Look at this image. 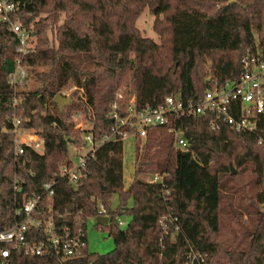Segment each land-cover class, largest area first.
<instances>
[{
    "label": "trees",
    "instance_id": "1",
    "mask_svg": "<svg viewBox=\"0 0 264 264\" xmlns=\"http://www.w3.org/2000/svg\"><path fill=\"white\" fill-rule=\"evenodd\" d=\"M12 1L17 6L13 22L37 42L20 58L24 85L13 86L9 77L18 58L16 39L0 22V223L26 197L41 193L50 174L69 160L71 149L84 146L82 133H91L95 142L108 134L110 104H119L115 94L121 82L133 87L137 109L177 93L195 102L209 79L221 85L235 81L242 56L257 48L264 52V0ZM145 8L155 18L153 30L161 45L142 38L134 25ZM40 67L48 70L38 72ZM30 76L36 86L26 90ZM72 87L71 104L59 112L53 97L65 96L64 90ZM75 113L89 127L75 129L70 118ZM13 120L20 121L21 131L42 137L40 152L25 149L14 157V136L8 133ZM208 122L195 116L177 123L188 152L174 150L172 137L162 129L133 141V173L125 190L122 142L100 145L75 183L59 180L51 202L55 221L65 226L77 215L95 218L101 202L110 222L112 252L86 251L71 260L11 253L0 264H264V115L251 133L211 131ZM231 165L240 172L232 174ZM243 169L254 174L253 180L239 178ZM145 175L162 181L144 182L140 177ZM222 176L238 187L232 192L252 194L256 206L251 205L256 223L249 239L237 246L217 238ZM112 193L120 196L115 212L106 203ZM124 215L130 220L121 230L117 217Z\"/></svg>",
    "mask_w": 264,
    "mask_h": 264
},
{
    "label": "built area",
    "instance_id": "2",
    "mask_svg": "<svg viewBox=\"0 0 264 264\" xmlns=\"http://www.w3.org/2000/svg\"><path fill=\"white\" fill-rule=\"evenodd\" d=\"M16 10L17 6L12 0H0V22L7 24L8 31L15 37L14 53L18 57L9 82L13 86H22L26 70L21 66L20 58L33 50V35L18 22H13ZM239 66L240 73L235 81H227L221 85L208 78V86L195 102L184 101L180 93H177L165 96L156 105H145L141 109L134 106V95L124 104L111 103L108 118L113 120V125L108 134L95 142L91 133H82L83 152L74 148L69 160L57 166V170L43 183L41 193L26 197L11 217L0 223V259L7 258L11 253L35 257L54 254L66 260L84 256L87 251L84 234L87 218L83 220L77 215L71 225L61 226L54 219L51 202L59 180L67 179L75 183L86 161L104 143L144 139L150 131L162 129L172 137L174 150L188 152L189 143L177 123L195 116L209 118L208 126L211 131L228 128L236 133L254 132L259 118L264 115V52L257 48L254 54H245L240 59ZM117 99H121L120 94ZM71 117L75 129L85 128L79 123L82 120L79 113L72 114ZM19 124V120H13L8 131L14 136V157L22 156L25 149L40 152L44 144L42 137L34 132L21 131ZM154 176L155 179L147 182L162 181L160 176ZM13 189L20 192L19 188ZM96 210V217H108L101 202L97 203ZM55 214L58 215L57 212Z\"/></svg>",
    "mask_w": 264,
    "mask_h": 264
},
{
    "label": "rangeland",
    "instance_id": "3",
    "mask_svg": "<svg viewBox=\"0 0 264 264\" xmlns=\"http://www.w3.org/2000/svg\"><path fill=\"white\" fill-rule=\"evenodd\" d=\"M44 17V15H42ZM38 19V18H37ZM63 19V14H60L59 23ZM154 16H152L148 9L145 8L141 11L138 17L135 19V27L138 30L140 36L142 38H146L152 41L156 45H161L160 36L154 32L153 30V22ZM162 17H159V20ZM161 21V20H160ZM48 38L51 40L52 36L50 32H46ZM167 35H164L166 38ZM37 38L32 37L31 46L32 48L36 47ZM48 69L45 67L37 68L38 72L47 71ZM124 77H128L127 74H124ZM127 82V81H126ZM34 80L29 78V81L26 82L24 88L26 90H32L35 88ZM124 82H121L120 86L116 91V99L118 94L121 95L120 103H126L129 101V98L133 95V87L130 85L129 87H125ZM73 90V87L69 90H64L65 97L70 98L69 94ZM73 121L72 117L70 116ZM79 123L83 124V127H89L83 120L79 121ZM75 128V125H74ZM78 152H83L81 148H78ZM72 151V149H71ZM134 143L132 139H128L123 142V170H122V186L125 190L129 183L131 182V175L133 173V162H134ZM75 159V157L73 158ZM230 167L233 168L234 173H239L241 169H237L233 165ZM229 176H222L221 184L223 187L221 188V210H220V229L218 233V240L223 241L224 243L235 246L238 243L244 244L246 239H249L247 233L251 231V225L256 223V218L253 215V207L255 203L253 198L248 192H232V190L238 188L237 186H232L231 181H228ZM142 181L147 182L148 180L155 179L154 175H145L140 177ZM239 178L243 182H250L254 178V174H252L249 170L243 169L240 173ZM231 186V189L229 187ZM227 187V189H224ZM92 201L94 198L91 199ZM120 202V196L118 193H112L107 199V206L111 212H115L118 209V205ZM100 203V202H97ZM127 206H132V201L129 199L127 201ZM264 209V206H262ZM130 218L127 215L117 217L118 228L123 230L128 224ZM102 226L97 225L95 221L91 218H87L85 221L84 234L85 241L87 244V252L90 254L96 255H105L113 251L114 244L113 240L109 236V224ZM236 245V246H237ZM241 248V247H240ZM190 264V263H189Z\"/></svg>",
    "mask_w": 264,
    "mask_h": 264
},
{
    "label": "water",
    "instance_id": "4",
    "mask_svg": "<svg viewBox=\"0 0 264 264\" xmlns=\"http://www.w3.org/2000/svg\"><path fill=\"white\" fill-rule=\"evenodd\" d=\"M52 102L57 106V109L59 110V112H62L63 108L71 104L72 99L62 96L61 94H56L53 97ZM230 168H231L232 174H234L233 168L232 167ZM101 190H104V188L102 187ZM94 221L98 225H108L109 218L99 216V217H96Z\"/></svg>",
    "mask_w": 264,
    "mask_h": 264
}]
</instances>
